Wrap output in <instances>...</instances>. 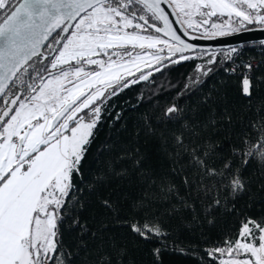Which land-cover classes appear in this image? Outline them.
I'll return each mask as SVG.
<instances>
[{"label": "snow or ice", "instance_id": "snow-or-ice-1", "mask_svg": "<svg viewBox=\"0 0 264 264\" xmlns=\"http://www.w3.org/2000/svg\"><path fill=\"white\" fill-rule=\"evenodd\" d=\"M163 2L172 12L161 7ZM193 12L205 19L194 24ZM173 13L186 17L180 23L187 29L203 27L211 17H218L219 22L213 21L211 30L205 27L201 35L224 36L235 30L234 18L240 25H264V0H0V264H72L74 254L63 244V226L71 221L70 227H79L81 235L86 231L73 213L84 206L75 181L100 119L101 107L93 105L98 100L103 104L109 86L112 95L117 87H128L129 82L121 83V69L132 64L139 70L137 62L144 57L158 64L165 59L173 64L193 59L185 53L196 45L178 34L169 19ZM37 56L41 59L29 64ZM195 71L205 70L198 65ZM253 87L251 77L242 74V94L250 98ZM180 112L173 105L164 118L172 120ZM253 128L256 144L245 136L241 146L231 151L244 165L254 157L264 161V122ZM183 129L171 133L168 155L178 165L172 172L183 176L189 194L226 191L235 198L243 192L245 183L232 159L222 158L218 166L210 163L213 146L197 143L196 125L185 123ZM148 130L153 131L151 125ZM117 159H131L139 167L142 157L136 149ZM188 169L191 174L184 175ZM109 173L123 176L127 170L116 171L110 163ZM158 190L154 199L175 197L191 207L174 183L162 180ZM102 204L117 211L107 199ZM213 204L219 206L221 200L214 198ZM147 207L144 199L134 204L138 210ZM131 228L143 238L162 235L158 225L147 222L133 223ZM116 254L122 255V250ZM209 256L215 264H264V218L243 219L235 239L225 238ZM86 264H112V258L101 246Z\"/></svg>", "mask_w": 264, "mask_h": 264}, {"label": "trees", "instance_id": "trees-1", "mask_svg": "<svg viewBox=\"0 0 264 264\" xmlns=\"http://www.w3.org/2000/svg\"><path fill=\"white\" fill-rule=\"evenodd\" d=\"M235 51L246 61L258 62L250 75L254 86L250 98L241 92L240 75L227 74L233 52L218 51L187 52L192 60L176 64L168 60L146 81L117 87L114 95L112 88L105 93L103 104L96 101L93 106L101 107L100 119L75 181L82 190L77 196L84 206L73 215L86 231L81 235L79 227H70L71 221L63 226V244L74 254L72 264L95 259L101 246L111 255L112 264H215L209 252L225 238L235 239L243 219L264 218V161L254 157L244 165L240 157L231 155L245 136L256 144L253 125L264 122V43ZM209 59L215 62L208 63ZM198 65L205 71H195ZM173 105L181 109L180 114L165 119L164 112ZM185 123L196 125L200 133L197 143L213 146L210 163L218 166L222 158L232 159L245 183L243 192L235 198L226 191L189 194L183 176L172 172L178 165L168 155L171 133L183 131ZM136 149L142 157L139 167H134L131 159H117ZM110 163L127 174H110ZM98 176L106 179L97 182ZM162 180L174 183L191 207L175 197L154 199L160 195ZM217 197L219 206L213 204ZM105 199L113 203L116 212L103 206ZM141 199L148 204L144 210L134 208ZM145 222L158 225L162 235L143 238L132 230L133 223ZM118 250L123 254L117 256Z\"/></svg>", "mask_w": 264, "mask_h": 264}, {"label": "water", "instance_id": "water-1", "mask_svg": "<svg viewBox=\"0 0 264 264\" xmlns=\"http://www.w3.org/2000/svg\"><path fill=\"white\" fill-rule=\"evenodd\" d=\"M161 7L165 8L166 12H172V9L169 7L167 2L161 3ZM169 19L170 21H174L173 27L178 29V34L182 35V38L185 39L186 42L196 45L195 49L190 51L193 53H204V52L206 53V52L221 51V50H235L247 44L264 43V27L243 30L221 37H202L191 34L189 32L187 36H184L183 33L185 32V29L183 25L180 23L175 13H173L169 17ZM193 36L197 37V39L193 40L192 39ZM43 49L44 48H41L40 51L42 52ZM34 58L36 57H33V59ZM26 66L27 65H25V67Z\"/></svg>", "mask_w": 264, "mask_h": 264}, {"label": "flooded vegetation", "instance_id": "flooded-vegetation-1", "mask_svg": "<svg viewBox=\"0 0 264 264\" xmlns=\"http://www.w3.org/2000/svg\"><path fill=\"white\" fill-rule=\"evenodd\" d=\"M147 15H150V14H147ZM179 19V18H178ZM203 19H205V17H197L196 19H195V23H200ZM221 19H227L226 17H224V18H221ZM179 21H180V19H179ZM213 21H216V22H219V20H218V17H211L210 18V20H209V24L208 25H205V26H203V27H200V29H198V31H196V32H194V31H191V29L189 30V29H186L184 26V29L185 30H187V32H189V33H191V34H194V35H198V36H202L201 35V33L203 32V30H204V28L205 27H207L209 30H211V27H210V25H211V23L213 22ZM156 23L158 24V26H162L163 24H162V22L161 21H156ZM183 25V24H182ZM232 27L235 29V30H228V33L226 34V35H229V34H233V33H236V32H239V31H243V30H248V29H252V28H260V27H264V25H260V24H247L246 22L243 24V25H240L239 23H236L235 22V18H234V20H233V24H232ZM196 28H193V30H195ZM149 31H152L151 29H149ZM161 36H162V38H164L163 37V35L162 34H160ZM226 35H224V36H226ZM202 37H205V36H202ZM212 37H221V36H219V35H216V36H212ZM248 45V44H247ZM238 49V48H237ZM236 50V49H235ZM235 50H221V51H226V52H228L229 54H231L232 52H234ZM141 50L140 49H136V52H140ZM146 51H155V49H152V50H146ZM213 53H216V52H218V51H212ZM41 53H44V54H47L46 52H45V49H43L42 50V52ZM207 53V52H206ZM210 53V52H209ZM39 59H41V57L40 56H37L36 58H34L31 62H29V64H32L33 63V61H36V60H39ZM106 59V58H105ZM125 60H127L128 58L127 57H125L124 58ZM167 61H168V59H165V60H163L162 62H160L159 64L158 63H156V62H154V63H149L148 65H146V66H143L142 68H140L139 70H137V71H135V72H133L132 74H130V75H126V76H122V81H121V83H123L124 81H127V82H129V85L130 84H132L131 83V81H133V80H136L137 82H141V80H140V77H141V75H144V76H147L148 78L154 73V72H156L157 70V68H161V67H163V66H166L167 65ZM170 62V61H169ZM130 65V64H129ZM128 65V66H129ZM27 67V66H26ZM22 71H23V69H22ZM32 71V69L31 68H29V72H31ZM121 74H123V73H121ZM125 74V73H124ZM33 75L35 76V73H33ZM42 75L45 77V79H47V73H42ZM147 78V79H148ZM24 79L25 80H27L28 79V77H27V75H25V77H24ZM146 79V80H147ZM146 80H142V81H146ZM37 82H39V79L37 78V80H36V83ZM108 88H110V89H112L113 87L112 86H109ZM9 99H11V97H9ZM3 105H0V107H2Z\"/></svg>", "mask_w": 264, "mask_h": 264}, {"label": "built area", "instance_id": "built-area-1", "mask_svg": "<svg viewBox=\"0 0 264 264\" xmlns=\"http://www.w3.org/2000/svg\"><path fill=\"white\" fill-rule=\"evenodd\" d=\"M251 64L252 68L251 71H248L245 69L243 66ZM258 62H253V61H246L242 59L238 52L234 51L229 59V66L227 69V74L228 75H237L239 74L240 77L242 78V74L246 73L247 75H251L252 70L257 66Z\"/></svg>", "mask_w": 264, "mask_h": 264}, {"label": "rangeland", "instance_id": "rangeland-1", "mask_svg": "<svg viewBox=\"0 0 264 264\" xmlns=\"http://www.w3.org/2000/svg\"><path fill=\"white\" fill-rule=\"evenodd\" d=\"M197 17H200V16L197 15L195 12H193V15H192L191 19H192V21H193L194 24H197V23H195V19H196ZM179 19H186V17H181V18H179ZM183 26L187 29V26H186V25L183 24ZM198 29H200V28H196L195 30L191 29V31L196 32V31H198ZM189 30H190V29H189ZM227 33H228V31H227ZM165 53H166V50H165ZM179 55H180V54H177V56H176V57H172V59H176ZM185 55H189V54H188V53H185ZM169 61H170V60H169ZM154 62H155L154 60H151V59L148 58V57H144L141 61H139V62H137V63L139 64V69H140V68H142L143 66H146V65H148L149 63H154ZM135 71H137V67L134 66V65H132V64H130V65L128 66L127 69H121V73H123V74H121V75H122V76H123V75L126 76V75H129L128 72H130V73L132 74V73L135 72ZM124 73H125V74H124ZM140 80L142 81V80H146V79H140ZM37 83H39V82H37ZM109 91H110V88H108L107 91H106L105 93H108Z\"/></svg>", "mask_w": 264, "mask_h": 264}]
</instances>
